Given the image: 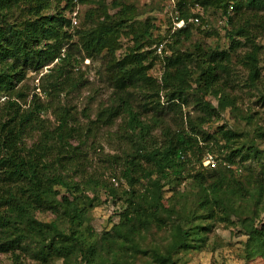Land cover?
<instances>
[{"label": "trees", "instance_id": "1", "mask_svg": "<svg viewBox=\"0 0 264 264\" xmlns=\"http://www.w3.org/2000/svg\"><path fill=\"white\" fill-rule=\"evenodd\" d=\"M76 1L79 7L103 5L97 0ZM190 3L220 9L223 36L228 42L225 48H202L192 56L176 52L172 47L181 37L187 40L192 34V23H187L167 34L172 40V45L167 44L170 54L165 53L166 45L160 53L153 46L143 50L141 42L144 35H149L146 26L135 34L133 49L115 59L113 39L121 29L130 27L129 16L125 15L128 7L118 9L111 25L104 22L109 16L102 11L104 21L96 20L84 31L78 29L87 55L106 48L104 63L113 72V85L118 89L114 92L115 101L98 108L94 118L83 127L75 123L70 108L59 100V95L73 90L81 78L80 73L72 71L75 65L70 61L74 57L69 50L76 46L78 51L79 47L67 32L75 1L0 0L1 252L15 254L18 250L42 264L54 259L77 264L69 263L71 258L82 264H128L129 256L117 255L112 249L114 238H123L124 244L129 243L130 249H134L138 246L135 236L151 226L164 228L167 222L163 215L168 213L171 217L170 213L175 215L170 240L163 253L154 251L153 260L173 264L171 255L182 247L187 235L184 223L190 229L204 230L206 226L200 222L214 218L217 212L223 214L230 202L246 196L248 187L237 175L244 169L243 161L259 156L258 150L251 145L244 149L231 147L242 137L241 132L224 125L210 132L206 126L218 117L220 110H237L234 101L224 93V78L231 71L232 57L246 72L248 83L260 79V48L255 41L264 34V0ZM19 9L27 15L19 22L10 21ZM175 10H179V18L196 16L197 24L203 23L201 15L189 12L183 1H177ZM93 11H86L87 19L94 16ZM216 31L204 29L201 33L210 37ZM108 40L112 42L109 45ZM240 47L245 49L239 52ZM54 58L57 61L35 84L38 91L32 90L27 98V92L18 85L27 70L38 71ZM156 58L161 61L155 73L157 78L151 72ZM191 64L198 69L194 77ZM131 91H141L137 107L130 100ZM41 95L47 100L42 101ZM206 96L213 97V101ZM259 99L264 105V90ZM48 110L54 123L42 116ZM167 113L170 117L165 121L163 116ZM239 115L242 119L250 117ZM114 125L120 150L118 154H104L102 164L119 172L118 176L111 175L106 184L95 171L88 172L82 160L88 159V149H95L94 141L87 144L91 131ZM34 134L35 141L26 145L25 139ZM207 153L214 157V166L202 165ZM263 161L259 163L261 174ZM99 185L105 188L106 201L114 203L124 197V205L112 211V235L104 231L94 240L86 224L88 209L81 191ZM257 187L263 189V184ZM165 190L179 196L191 194L194 216L189 218L187 214V218L182 211L179 215L176 209L166 208L162 202ZM200 209L207 211V215L199 216ZM44 210L52 212L54 218L40 221L33 214ZM248 226L247 235L254 251H258L264 244V224L259 229L251 223Z\"/></svg>", "mask_w": 264, "mask_h": 264}, {"label": "rangeland", "instance_id": "2", "mask_svg": "<svg viewBox=\"0 0 264 264\" xmlns=\"http://www.w3.org/2000/svg\"><path fill=\"white\" fill-rule=\"evenodd\" d=\"M99 3L103 2V5L97 7V4H81L78 9V23L75 26H70L67 32L71 34V39L77 43L79 47L78 51L76 46H72L69 50L72 53V59L70 64L74 63L75 69L73 72L81 74L78 85L71 91L60 94L59 100L63 105L70 108L72 116L75 119V123L81 124L83 127L88 123L90 119H93L95 112L101 106L114 102L116 99V92L118 89L114 87L113 72L109 70V67L104 63L107 57L105 55L106 48H102L98 53L90 52V55L83 50L79 37L84 31L89 29V26L94 24L97 20L104 21V14L109 16L106 19V23L111 25V22L115 19L116 12L121 7H128L125 12L126 16H129L128 23L130 27L121 29V32L113 39L115 40V49L113 50L115 59L123 58L130 49H133L135 34L141 33L146 26H148L149 35H144L142 40L143 50L152 48L157 40L163 39V47L166 45L165 53L170 54L168 49L169 43L172 45V40L167 37V34L172 33L171 23L173 17L178 14L179 10H175L177 1L185 2L186 8L189 12H198L201 15V24L192 23V34L189 39H183L172 48L176 49V52H187L189 56L195 55L200 49L225 48L228 44L227 40L223 36L222 24L223 19L219 17L220 9L216 6L200 7L190 5L193 0H97ZM217 2L218 0H211ZM116 3V4H115ZM89 8H93L94 16L91 15L90 19L86 18V11ZM97 8V11L95 10ZM181 11V10H180ZM230 14H233V12ZM26 11L19 9L14 11L10 21L19 22L26 16ZM92 19V20H91ZM116 20V19H115ZM114 20V22H115ZM97 25V24H96ZM95 25V26H96ZM206 30L216 29L217 34L210 37L204 36L201 32ZM260 48L259 53V72L260 79L255 83H248L246 78V72L242 70L234 58L230 62V73L226 76L225 81L227 85L224 93L228 95L235 103L237 110L229 109L226 107L224 110H220L218 117L214 121L206 126L207 130L212 132L216 129V126L224 125L230 130L235 132H241L242 137L238 138L231 145L232 148H241L251 145L258 150V157L247 159L242 162V173L237 175L240 182L248 187L246 196L243 199H237L230 202L228 208H225L223 214L217 212L214 218L206 219L204 222H200L203 226H206L204 230L195 228L190 229L189 224L184 223L183 228L186 230L187 235L182 247L171 255L173 264H264V244L258 251H254L253 245L247 235L248 223L253 224L256 229H259L264 224V174L259 171V163L264 160V105L260 102V94L264 90V34L258 36L255 41ZM112 43L110 40L106 42L107 45ZM66 45L63 46V49ZM63 49L61 52H63ZM244 47L239 48V52L244 50ZM65 52V50H64ZM154 54V52H152ZM55 58L48 63L51 64ZM56 62V61H55ZM160 58H156L151 72L156 76V71L160 67ZM47 65V64H46ZM45 66V65H44ZM42 66L38 71L27 70L24 78L18 84L21 85V89L27 92L28 97L32 90L39 82V76L46 70ZM193 70V77L197 75V67L195 64H191ZM77 69V70H76ZM223 76V74H222ZM223 79V80H224ZM38 81V82H37ZM17 85V86H18ZM141 91H131L130 100L132 105L137 107L140 100ZM213 101V97L206 96ZM40 99L46 101V97L41 95ZM3 97H0V101ZM249 114L248 119H242L239 115ZM150 114V112H148ZM51 123H54V117L50 110L42 114ZM163 116V115H161ZM165 121L168 120L170 114L163 116ZM115 125L112 127L96 128L91 131L87 144L90 141H94L96 144L95 149H88L84 161V168L88 172H96L106 184H108L109 177L111 175L118 176V170L114 171V168H109L105 164H102V158L104 154H118L120 147L116 141L114 135ZM36 139V134L32 137L25 139V144L30 145ZM264 162V161H263ZM109 166V165H108ZM115 173L116 175H114ZM76 176L73 177L76 180ZM119 178V177H118ZM263 184V189H259L258 184ZM260 190V191H259ZM105 188L97 186L95 188H85L81 191L82 199L88 209L87 222L89 226V232L93 234L92 238L98 240L99 235L104 231L111 233L112 224V211L121 204L124 205V197L117 202L111 200L106 201ZM189 192H192L189 191ZM191 194L186 196L174 195L173 192L165 190L163 194V204L166 208L177 210V213L182 211L183 215L188 218L194 216L192 213V197ZM207 211L199 210V216H206ZM34 216L40 221H49L54 218V214L48 210L34 211ZM182 214V213H181ZM165 213L163 216L167 223L164 228H157L154 226L149 227L148 230L141 232L136 238L138 246L134 249H130L124 244L123 238L115 237L112 249L116 254H122L128 257V264H161L153 260L154 251L163 253L165 246L170 240V233L172 224L171 220L175 215ZM197 215V216H198ZM167 216V217H166ZM196 222L200 221L199 218L193 217ZM264 242V241H263ZM18 255V256H17ZM17 256V257H16ZM71 258L70 262L77 264L79 260ZM0 264H42L23 254V252L15 250V254L3 253L0 251ZM47 264H64L62 259H54L48 261Z\"/></svg>", "mask_w": 264, "mask_h": 264}, {"label": "built area", "instance_id": "3", "mask_svg": "<svg viewBox=\"0 0 264 264\" xmlns=\"http://www.w3.org/2000/svg\"><path fill=\"white\" fill-rule=\"evenodd\" d=\"M75 1L74 4V8L71 11V15H70V24L71 26H75L77 24V14H78V9H79V5L77 4V1ZM195 6H197V4H195ZM198 22V18L196 16L193 17H189L188 19H184V18H179L177 15H175L173 17L172 23H171V30H174L176 28H181V27H185L187 25V23H197ZM163 40H157L156 43L154 44V48H155V52L160 53L163 49ZM62 54V53H61ZM57 61V58H55V60L51 63V64H47L43 67L44 70L47 71V68L52 66L53 63ZM45 71V72H46ZM37 89V88H36ZM38 91V89H37ZM215 159L211 154H205V156L203 157L202 160V165L203 166H214L215 164ZM114 183L116 182L113 178L111 179Z\"/></svg>", "mask_w": 264, "mask_h": 264}]
</instances>
